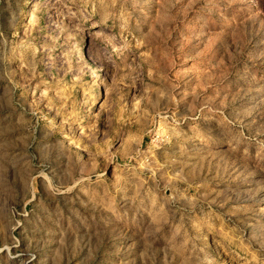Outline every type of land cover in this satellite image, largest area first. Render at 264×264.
I'll return each mask as SVG.
<instances>
[{
	"label": "rangeland",
	"instance_id": "374dc122",
	"mask_svg": "<svg viewBox=\"0 0 264 264\" xmlns=\"http://www.w3.org/2000/svg\"><path fill=\"white\" fill-rule=\"evenodd\" d=\"M0 264H264V0H0Z\"/></svg>",
	"mask_w": 264,
	"mask_h": 264
}]
</instances>
